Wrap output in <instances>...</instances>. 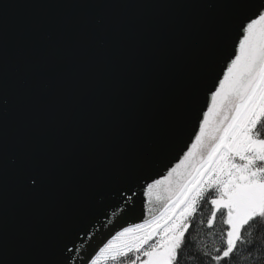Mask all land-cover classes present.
<instances>
[{"label": "water", "instance_id": "obj_1", "mask_svg": "<svg viewBox=\"0 0 264 264\" xmlns=\"http://www.w3.org/2000/svg\"><path fill=\"white\" fill-rule=\"evenodd\" d=\"M258 3L0 0V264H91L148 219Z\"/></svg>", "mask_w": 264, "mask_h": 264}, {"label": "snow or ice", "instance_id": "obj_2", "mask_svg": "<svg viewBox=\"0 0 264 264\" xmlns=\"http://www.w3.org/2000/svg\"><path fill=\"white\" fill-rule=\"evenodd\" d=\"M208 92L210 106L194 123L183 159L145 185L148 219L116 231L89 257L91 264H182L201 201L210 204L209 228L218 212L227 226L223 247L201 256L236 264L235 253H244L243 260L258 251L264 236L254 223H264V0L239 21L234 48Z\"/></svg>", "mask_w": 264, "mask_h": 264}, {"label": "trees", "instance_id": "obj_3", "mask_svg": "<svg viewBox=\"0 0 264 264\" xmlns=\"http://www.w3.org/2000/svg\"><path fill=\"white\" fill-rule=\"evenodd\" d=\"M224 211V210H221ZM210 216V204L204 201L200 202L199 208L195 216L191 220V227L185 235L184 260L182 264H217L212 262L207 255L201 256L203 251H213L216 247H223L221 233L227 226L222 223L220 213H217V218L211 228L207 225V219ZM260 224V232L264 233V223L256 221ZM247 231V229L245 230ZM243 247V246H242ZM244 253H235L236 264H264V236H260L258 240V251H253L251 258L239 259ZM199 256V259L195 257ZM218 264H226L225 261H220Z\"/></svg>", "mask_w": 264, "mask_h": 264}]
</instances>
